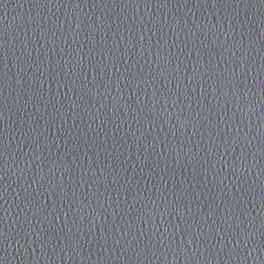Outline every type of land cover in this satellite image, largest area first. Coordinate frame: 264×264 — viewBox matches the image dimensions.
Wrapping results in <instances>:
<instances>
[{
  "label": "water",
  "instance_id": "obj_1",
  "mask_svg": "<svg viewBox=\"0 0 264 264\" xmlns=\"http://www.w3.org/2000/svg\"><path fill=\"white\" fill-rule=\"evenodd\" d=\"M0 264H264V0H0Z\"/></svg>",
  "mask_w": 264,
  "mask_h": 264
}]
</instances>
